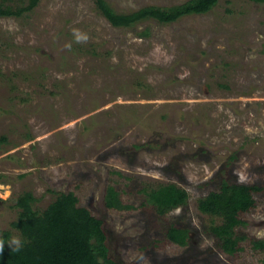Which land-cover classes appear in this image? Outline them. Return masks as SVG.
Wrapping results in <instances>:
<instances>
[{
  "label": "rangeland",
  "instance_id": "1",
  "mask_svg": "<svg viewBox=\"0 0 264 264\" xmlns=\"http://www.w3.org/2000/svg\"><path fill=\"white\" fill-rule=\"evenodd\" d=\"M186 1L106 0L120 14ZM224 180L263 188L236 228L246 235L236 255L211 230L222 219L198 209ZM166 183L189 198L159 215L146 191ZM109 186L133 207L107 208ZM69 191L103 220L120 264H261L264 5L218 0L204 14L129 27L113 26L96 0H39L0 16V241L5 231L21 240L11 225L20 195L41 212ZM175 225L187 245L168 239Z\"/></svg>",
  "mask_w": 264,
  "mask_h": 264
},
{
  "label": "trees",
  "instance_id": "2",
  "mask_svg": "<svg viewBox=\"0 0 264 264\" xmlns=\"http://www.w3.org/2000/svg\"><path fill=\"white\" fill-rule=\"evenodd\" d=\"M9 1L14 2L0 0V16H20L31 11L39 2L18 0L21 4L13 6L7 3ZM217 2L218 0H188L172 7L146 6L129 14H120L106 0H96L98 8L115 27H129L146 19L170 23L185 15L207 13ZM114 187L106 189L104 202L107 208H132V205L123 204L119 190ZM262 189L256 184L224 180L217 190L199 198L198 209L202 213L222 219V223L213 225L211 230L225 253L236 255L242 250L240 242L246 239V235L236 234V228L245 225L242 216L257 207L255 195ZM146 192L147 203L159 215L185 205L189 198L187 190L175 183L160 184ZM34 201L35 197L31 192L18 197L16 205L20 208L19 217L11 225L21 235L19 251L9 248L11 233L5 231L0 264H120L110 255L109 234L103 220L95 216L88 207L79 205V197L74 192L61 193L41 212L34 209ZM167 237L180 246L187 245L189 240L188 230L176 225L168 230ZM252 245L255 249L264 251V239L253 240ZM261 264H264V258Z\"/></svg>",
  "mask_w": 264,
  "mask_h": 264
},
{
  "label": "clouds",
  "instance_id": "3",
  "mask_svg": "<svg viewBox=\"0 0 264 264\" xmlns=\"http://www.w3.org/2000/svg\"><path fill=\"white\" fill-rule=\"evenodd\" d=\"M74 32L76 33L77 42L86 41L88 39V37L86 35L81 34L79 30H74ZM19 244L20 241L18 239L13 238L9 243V248L12 251H19ZM3 248H4V242L0 241V253L3 252Z\"/></svg>",
  "mask_w": 264,
  "mask_h": 264
},
{
  "label": "flooded vegetation",
  "instance_id": "4",
  "mask_svg": "<svg viewBox=\"0 0 264 264\" xmlns=\"http://www.w3.org/2000/svg\"><path fill=\"white\" fill-rule=\"evenodd\" d=\"M252 2H253V1H252ZM254 3H255V4H258V5H259V4H263V5H264V2H261V3H260V2H254Z\"/></svg>",
  "mask_w": 264,
  "mask_h": 264
}]
</instances>
